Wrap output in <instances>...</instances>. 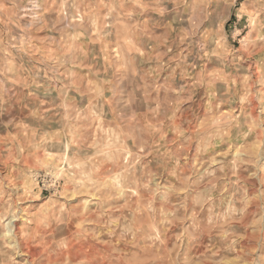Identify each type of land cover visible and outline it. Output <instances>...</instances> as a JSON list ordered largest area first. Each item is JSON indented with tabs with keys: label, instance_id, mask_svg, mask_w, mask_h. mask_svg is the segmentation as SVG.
I'll use <instances>...</instances> for the list:
<instances>
[{
	"label": "rangeland",
	"instance_id": "374dc122",
	"mask_svg": "<svg viewBox=\"0 0 264 264\" xmlns=\"http://www.w3.org/2000/svg\"><path fill=\"white\" fill-rule=\"evenodd\" d=\"M257 2L0 0V264H264Z\"/></svg>",
	"mask_w": 264,
	"mask_h": 264
},
{
	"label": "crops",
	"instance_id": "0c3cea01",
	"mask_svg": "<svg viewBox=\"0 0 264 264\" xmlns=\"http://www.w3.org/2000/svg\"><path fill=\"white\" fill-rule=\"evenodd\" d=\"M256 3H258L257 0H245V4L248 5L249 7H250V6H251V7H252V6H256V5H257ZM258 4H259V3H258ZM261 4H262V7H263L262 12L264 13V0H262ZM251 12H252V14L254 13L253 11H251ZM256 15H257V14H256ZM252 16H253V15H252ZM262 31L264 32V28H263V27H262ZM261 39H263V40H261L262 42L260 43V44H262V45H261V50L264 51V36H263ZM258 44H259V43H258ZM261 50H258L257 53H262ZM263 54H264V52H263Z\"/></svg>",
	"mask_w": 264,
	"mask_h": 264
}]
</instances>
